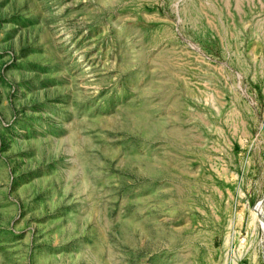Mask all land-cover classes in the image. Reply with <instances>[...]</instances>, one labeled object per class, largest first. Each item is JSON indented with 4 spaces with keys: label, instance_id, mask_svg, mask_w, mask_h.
<instances>
[{
    "label": "rangeland",
    "instance_id": "1",
    "mask_svg": "<svg viewBox=\"0 0 264 264\" xmlns=\"http://www.w3.org/2000/svg\"><path fill=\"white\" fill-rule=\"evenodd\" d=\"M0 264H264V0H0Z\"/></svg>",
    "mask_w": 264,
    "mask_h": 264
}]
</instances>
